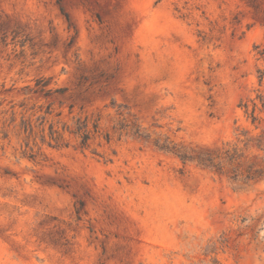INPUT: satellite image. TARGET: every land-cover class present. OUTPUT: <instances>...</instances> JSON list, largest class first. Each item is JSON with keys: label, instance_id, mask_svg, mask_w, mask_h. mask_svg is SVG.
Masks as SVG:
<instances>
[{"label": "rangeland", "instance_id": "rangeland-1", "mask_svg": "<svg viewBox=\"0 0 264 264\" xmlns=\"http://www.w3.org/2000/svg\"><path fill=\"white\" fill-rule=\"evenodd\" d=\"M212 260L264 264V0H0V264Z\"/></svg>", "mask_w": 264, "mask_h": 264}, {"label": "trees", "instance_id": "trees-1", "mask_svg": "<svg viewBox=\"0 0 264 264\" xmlns=\"http://www.w3.org/2000/svg\"><path fill=\"white\" fill-rule=\"evenodd\" d=\"M81 128H83L82 129L83 131L81 133V143L85 144L89 136L87 131L84 129V126H79L77 128V131L79 132ZM153 144L159 150L175 154L183 162L194 161L202 167L214 169L215 171L218 172H221L223 168V160L221 158L220 153L211 152L208 150L188 151L187 149H184L181 146H176L175 144L166 140L159 142V140L156 139L153 141ZM224 157L226 158V160L232 161V159L235 157V152H229L228 150H225ZM211 264H218V262L217 260H212Z\"/></svg>", "mask_w": 264, "mask_h": 264}]
</instances>
